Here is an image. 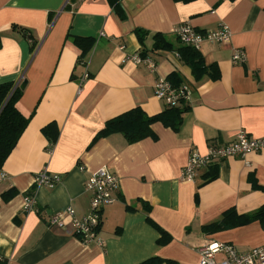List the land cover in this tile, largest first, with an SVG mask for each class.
I'll use <instances>...</instances> for the list:
<instances>
[{
	"label": "crops",
	"instance_id": "1",
	"mask_svg": "<svg viewBox=\"0 0 264 264\" xmlns=\"http://www.w3.org/2000/svg\"><path fill=\"white\" fill-rule=\"evenodd\" d=\"M120 5L123 18L108 0H0V84L26 80L18 106L31 115L1 169L0 264H140L150 258L197 264V248L208 241L240 252L264 245V222L203 229L229 208L248 214L264 205V152L213 161L194 180L181 178L191 150L205 154L211 145L232 142L239 130L264 138V0ZM183 23L200 32L221 26L230 31L229 42L203 41L198 48L206 65L217 66V79L194 78L179 58L173 30ZM137 28L146 32L143 43ZM154 34L172 49L153 51ZM73 36L94 39L84 57L89 77L79 93L84 67L77 63ZM234 49L245 52L243 64L232 63ZM138 51L155 59L154 72L127 59ZM171 74L191 91L177 131L156 122L153 136L134 143L117 132L99 135L107 120L132 108L149 116L168 108L155 98L154 84ZM50 124L53 143L43 131ZM212 165L216 178L206 182ZM101 168L119 177L115 200L101 212L102 245L82 243L69 216H63L62 228L49 226V216L68 207L77 219L89 213L86 178ZM43 169L60 176L54 187L34 186ZM9 189L15 194L4 200ZM29 192L36 210L24 209ZM147 218L167 241H158L161 234Z\"/></svg>",
	"mask_w": 264,
	"mask_h": 264
},
{
	"label": "built area",
	"instance_id": "2",
	"mask_svg": "<svg viewBox=\"0 0 264 264\" xmlns=\"http://www.w3.org/2000/svg\"><path fill=\"white\" fill-rule=\"evenodd\" d=\"M178 41L185 46L198 50L203 41L215 43H227L230 41L231 33L226 26L215 30L200 32L187 23H183L173 30ZM102 35V34H100ZM124 49L123 46L120 47ZM138 51L130 54L127 59L135 64L146 66L151 72L157 69L155 59L149 54H142ZM232 63L243 64L246 61V54L241 49H234L231 56ZM78 64L84 67L79 78L78 93L81 86L88 79L85 60H78ZM154 96L162 101L167 107L179 104L189 105L191 91L186 86H174L169 80L160 77L154 84ZM249 152H264V138L250 136L245 130H239L235 139L223 145H211L205 154L191 150L185 166L181 169V178L191 181L196 177L198 170L205 168L213 161H220L230 157L243 158ZM5 174L0 171V180ZM60 181L59 175H52L41 170L34 176V186L54 187ZM119 177L107 168H101L90 172L85 182V190L90 194V210L81 219L74 216L73 210L68 207L63 212L54 213L49 216L48 225L58 228L64 226L63 216H69L73 221L76 237L84 244L96 243L102 245V240L97 236V230L101 222V212L104 206L111 204L115 199L113 194L118 190ZM24 209L26 211L36 210L34 192L24 195ZM199 259L197 264H264V245L251 248L246 252L238 251L232 244L208 241L197 248Z\"/></svg>",
	"mask_w": 264,
	"mask_h": 264
},
{
	"label": "trees",
	"instance_id": "3",
	"mask_svg": "<svg viewBox=\"0 0 264 264\" xmlns=\"http://www.w3.org/2000/svg\"><path fill=\"white\" fill-rule=\"evenodd\" d=\"M108 2L114 8L116 14L120 18H123L124 15L120 5L121 0H108ZM25 31L26 30H23L24 34H26ZM134 33L138 41L143 43L146 32L137 28ZM153 40V51L172 49V45L168 43L161 34H154ZM93 43V38L73 36V44L76 49H78L77 63L78 60H84L86 53L91 48ZM178 44L179 46L175 48V51L181 61L190 68L194 78L199 79L203 75H208L212 80L218 78L219 71L215 64L206 65L198 50L190 46L182 45L179 41ZM141 53L146 54L147 51H142ZM168 78L174 86H178L175 80L173 81L174 74H171ZM13 87L14 84L11 82L0 84V171L6 158L26 128L31 116L24 114L20 110L18 101L22 94V90L15 88V90L11 93ZM9 95L10 97L8 98ZM7 98L8 100L6 101ZM188 109V105L179 104L177 106L168 107L159 114L149 116L142 108L135 107L107 120L103 129L99 132V135L106 136L117 132L121 133L126 138L128 143H134L148 136H153L154 134L152 132L151 125L156 122H160L162 125L171 127L173 130L177 131L181 123L182 115ZM53 126V124H50L43 129L44 133L48 134L52 143L54 142L56 135V133L52 131V129L54 130ZM204 178L206 179V182L212 181L216 178L215 165L210 166L209 171L204 174ZM14 194L15 190L9 189L5 191L1 197L4 200H7ZM147 221L160 232L161 237L158 241H167L165 232L149 218H147ZM253 221L264 222V205H261L257 210L248 214H238L234 208H229L223 212L219 222L204 226L203 229L208 231L223 230L226 228L246 225ZM160 262L161 259L159 258H150L140 264H159ZM167 262L168 264H172L170 261Z\"/></svg>",
	"mask_w": 264,
	"mask_h": 264
},
{
	"label": "water",
	"instance_id": "4",
	"mask_svg": "<svg viewBox=\"0 0 264 264\" xmlns=\"http://www.w3.org/2000/svg\"><path fill=\"white\" fill-rule=\"evenodd\" d=\"M26 80H19L15 85H14V87H13V89H12V91H11V93L15 90V88H19L20 90H23L24 88H25V86H26ZM11 93H10V95H11ZM10 95L8 96V98L10 97ZM8 98L6 99V101L8 100Z\"/></svg>",
	"mask_w": 264,
	"mask_h": 264
}]
</instances>
